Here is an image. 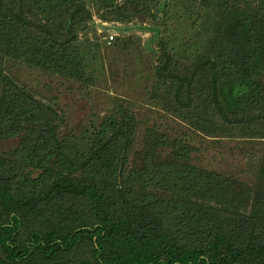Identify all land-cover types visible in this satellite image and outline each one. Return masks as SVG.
Returning a JSON list of instances; mask_svg holds the SVG:
<instances>
[{"label": "trees", "instance_id": "obj_1", "mask_svg": "<svg viewBox=\"0 0 264 264\" xmlns=\"http://www.w3.org/2000/svg\"><path fill=\"white\" fill-rule=\"evenodd\" d=\"M178 1L0 0V139L19 141L0 154V264H264V0H182L201 43L161 39L154 71L155 97L194 129L258 138L248 178L197 164L191 135L147 126L136 143L122 104L61 131L12 73L93 82L78 37L92 7L103 24L138 12L164 24Z\"/></svg>", "mask_w": 264, "mask_h": 264}, {"label": "rangeland", "instance_id": "obj_2", "mask_svg": "<svg viewBox=\"0 0 264 264\" xmlns=\"http://www.w3.org/2000/svg\"><path fill=\"white\" fill-rule=\"evenodd\" d=\"M183 2L178 1L172 17L167 18L169 20L164 24L141 12L126 23L109 21L103 24L100 19L102 11L92 7L95 23H89L78 37L84 62L89 65L87 73L93 75V82H83L29 65L12 66V73L18 82L53 103L62 117L61 131L79 132L85 126L99 122L103 116L112 113L116 105L122 104L134 111L140 120L142 128L137 133L136 143L141 140L147 126H155L172 137L191 135L193 139L190 140L200 148L193 154L197 164L248 178L256 166L249 165L245 151L252 149L246 144L251 141L255 146L258 138L216 139V136L194 129L174 115L154 95L158 89L154 71L161 39H170L176 46L184 42L201 43L196 27L202 28V19L195 20L194 29L193 19L186 13ZM160 19H164L163 14ZM110 34H113L112 39ZM18 144L17 137L0 139V154L14 150Z\"/></svg>", "mask_w": 264, "mask_h": 264}, {"label": "built area", "instance_id": "obj_3", "mask_svg": "<svg viewBox=\"0 0 264 264\" xmlns=\"http://www.w3.org/2000/svg\"><path fill=\"white\" fill-rule=\"evenodd\" d=\"M109 38L112 39L113 38V34H110Z\"/></svg>", "mask_w": 264, "mask_h": 264}]
</instances>
